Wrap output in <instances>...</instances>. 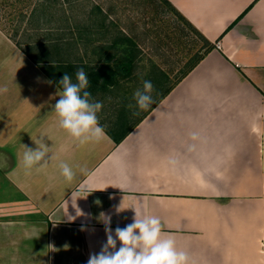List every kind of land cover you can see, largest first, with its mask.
<instances>
[{"label": "crops", "instance_id": "obj_1", "mask_svg": "<svg viewBox=\"0 0 264 264\" xmlns=\"http://www.w3.org/2000/svg\"><path fill=\"white\" fill-rule=\"evenodd\" d=\"M167 1L213 49L163 98L151 65L144 81L156 77L159 102L138 118L125 105L97 113L109 127L148 111L119 144L105 131L80 145L53 111L65 73L75 82L83 68L99 102L96 93L106 100L136 75L140 62H118L120 49L105 51V62L96 45L83 44L90 31L102 37L107 13L100 8L102 19L90 13L88 24H76L81 42L70 47L69 25L44 30L50 34L23 51L0 31V88L7 89L0 92V264H86L106 242L101 213L114 235L135 211L158 217L189 264H264V0ZM58 37L67 41L53 43ZM41 137L51 158L27 170L22 144L35 150ZM61 162L75 172L71 182Z\"/></svg>", "mask_w": 264, "mask_h": 264}, {"label": "rangeland", "instance_id": "obj_2", "mask_svg": "<svg viewBox=\"0 0 264 264\" xmlns=\"http://www.w3.org/2000/svg\"><path fill=\"white\" fill-rule=\"evenodd\" d=\"M41 3V0H0V31L21 51L34 47L40 37L50 34L44 30L53 32L56 28L63 29L64 25L65 28L69 25L74 32L76 24L78 27L86 24L90 4L99 6L103 13L109 15L105 21L109 33L125 32L140 46V64L131 82L125 84L126 90L122 86L120 90L124 91L114 93L112 97L105 93L106 100H102L103 92L96 93L100 102L109 101V105H104L101 109L106 116H111L114 110L125 105L126 108L133 109V115L138 118L144 110L137 111L138 106L133 96L137 89H142L145 72L150 66L156 65L160 71L168 74L166 87L174 83L197 56L204 52L205 43L159 0H60V5L48 9L50 13H42L43 10L37 8ZM93 13L95 14L90 15L93 18L97 16V21L103 18L98 11ZM66 16L70 17L67 23L64 21ZM63 33L66 30H62V35ZM96 39L100 45L97 53L106 54L108 49L101 47L105 37L102 40L98 34ZM108 39L110 38L106 36V41ZM151 95L155 102L156 94L153 92Z\"/></svg>", "mask_w": 264, "mask_h": 264}, {"label": "clouds", "instance_id": "obj_3", "mask_svg": "<svg viewBox=\"0 0 264 264\" xmlns=\"http://www.w3.org/2000/svg\"><path fill=\"white\" fill-rule=\"evenodd\" d=\"M59 85L62 91L59 94L57 92L59 99L53 106L59 127L80 145L101 140L105 130L99 123L97 113L101 111L103 104L94 101L91 93L86 90L89 87V79L84 69L76 70L75 82L71 75L65 73ZM153 90L152 82L145 80L142 89L134 92L133 98L140 110H147L154 103L151 95ZM3 91L7 89L0 88V92ZM34 143L37 145L35 150L22 144L24 151L21 163L27 170L37 166L46 167L51 158L50 148L43 142V137ZM59 168L66 181L71 182L74 179L75 172L67 163L61 162ZM96 203L99 204V201ZM120 211L121 205L117 208V212ZM79 213L77 215H83L80 210ZM100 216L104 217L103 222L106 225V242L102 244L98 253L89 255L86 264H189L187 253L177 249L174 238L165 237L162 233V225L158 217L147 215L140 217L135 211L133 222L124 228L117 227L113 235L109 227L111 217L105 216L104 213ZM117 242L120 244L119 248Z\"/></svg>", "mask_w": 264, "mask_h": 264}, {"label": "trees", "instance_id": "obj_4", "mask_svg": "<svg viewBox=\"0 0 264 264\" xmlns=\"http://www.w3.org/2000/svg\"><path fill=\"white\" fill-rule=\"evenodd\" d=\"M159 1L162 2L166 7H168L175 14V16L178 17V19L183 21L191 29V31L195 34V36H197L200 40H202L205 43L203 54L198 55L196 60H194L193 63L191 65H189L184 72H182V75L174 83H172L169 86L164 87V91L162 94V98H163L204 58V56L207 53H209L213 49V45L210 42H208L207 40H205L191 25H189L187 23V21L177 12V10H175V8H173L171 6V4L167 0H159ZM41 2H42L41 5H38L37 8L43 10L42 13H46V12L50 13L48 11V9L50 7L56 6L57 4L60 5V0H41ZM95 10L98 11L99 13H102L99 6L92 5V7L90 8V13L95 14V13H93V12H96ZM106 17L107 16L104 15L103 20L101 22H99V24L97 23L100 30H103V32H102L103 35H102L101 39L103 40V38L105 37V39H104L105 42L101 47H105V49H109V48H116L117 50L120 49L121 53H119V55H117L118 52L114 54V56H116L118 62L127 63V64L128 63L133 64V63L138 62L140 51L137 49L138 45L133 38L126 36L123 33H120L116 38H113L112 40L108 39V41H106V36L109 33V27L107 25L103 24ZM71 30L72 29H70V31ZM75 31H76V29H75ZM75 31L74 32L72 31L70 34V37H69V39L71 40L70 42L67 41V39L58 37L57 39H55V42L53 41V43L58 45L59 43L62 42V40H66L69 47L75 46L77 44V42L78 43L81 42V37H78L77 33H76L78 30L76 32ZM89 33L91 34L92 32L90 31ZM90 34L87 38L84 39L85 42L83 44H85L86 46L94 44L97 47H99L100 45L98 44V39H95V37L92 38V36ZM63 36H64V34H63ZM66 41H64V42H66ZM96 52L93 53L94 56H96ZM104 55L99 54V60L104 58L103 61L107 62L109 55H107V53ZM127 64L125 65L126 72L133 71L134 68L128 70ZM153 68H156L157 69L156 72L160 73V75H161L160 78L158 77V82H157L158 88L160 87V82L163 83V85L165 86V84H167V82L169 81L168 74L163 72V71H160L157 67L153 66ZM153 68H152L150 74L154 73ZM96 74L98 77V76H100L101 73L98 70L96 72ZM151 82H153V86H154V88H156V86H155L156 85L155 84L156 77H155V79L151 80ZM158 102L159 101H155L153 106L150 107L148 109V111L151 110ZM148 111H146L145 114ZM145 114L143 116H145ZM143 116L140 119H137L136 121L132 122L131 124H127L126 121H124V119H118L115 122L110 123L109 127H104L105 131H106L107 135L114 141L115 144H119L135 128V126L139 123V121L143 118Z\"/></svg>", "mask_w": 264, "mask_h": 264}, {"label": "built area", "instance_id": "obj_5", "mask_svg": "<svg viewBox=\"0 0 264 264\" xmlns=\"http://www.w3.org/2000/svg\"><path fill=\"white\" fill-rule=\"evenodd\" d=\"M262 247H264V241H262Z\"/></svg>", "mask_w": 264, "mask_h": 264}]
</instances>
